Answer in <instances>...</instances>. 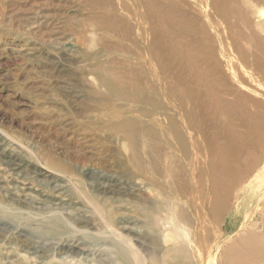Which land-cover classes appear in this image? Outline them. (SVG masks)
<instances>
[{
	"label": "bare ground",
	"instance_id": "6f19581e",
	"mask_svg": "<svg viewBox=\"0 0 264 264\" xmlns=\"http://www.w3.org/2000/svg\"><path fill=\"white\" fill-rule=\"evenodd\" d=\"M71 2L86 14L62 23L75 22L82 36L84 24L91 25L93 40L108 54L106 62L96 60L105 87L101 117L125 142L126 157L149 174L151 188H168L171 197L155 201L174 204L173 213L166 211L170 232L162 228L160 234V242L174 244L164 246L155 264H193L190 258L199 264H256L250 248L258 232L242 228L235 237L227 234V242L217 240L236 225H221L231 196L238 200L245 182L264 183V0ZM45 16L36 29L47 23ZM244 70L260 79L258 85L245 87ZM100 185L116 194L126 192L127 184L109 179ZM20 194L33 198L22 187ZM253 198L264 211V191ZM261 222L263 233L264 217ZM191 233L203 234L197 254ZM186 234L188 243L182 241ZM125 247L114 249L128 262L131 248ZM204 255L212 257L205 263Z\"/></svg>",
	"mask_w": 264,
	"mask_h": 264
},
{
	"label": "rangeland",
	"instance_id": "374dc122",
	"mask_svg": "<svg viewBox=\"0 0 264 264\" xmlns=\"http://www.w3.org/2000/svg\"><path fill=\"white\" fill-rule=\"evenodd\" d=\"M84 14L71 0H0V264H155L164 246L174 244L160 242L161 232H170L166 211L173 213L174 204L155 201L171 197L168 188H151L149 174L126 157L125 142L101 117L105 87L96 60L106 62L108 54L91 25L84 24L82 36L75 22L62 23ZM41 15L55 26L36 29ZM245 73V87L258 85L256 75ZM109 179L127 184L126 192L105 193L100 184ZM259 184L245 182L239 199L231 196L221 225H236L217 240L227 242L242 228L258 232L250 248L256 264L264 262V211L253 198L263 194ZM21 187L33 198L24 199ZM190 235L197 254L203 234ZM123 245L131 248L128 262L115 253ZM205 256L202 262L212 257Z\"/></svg>",
	"mask_w": 264,
	"mask_h": 264
}]
</instances>
